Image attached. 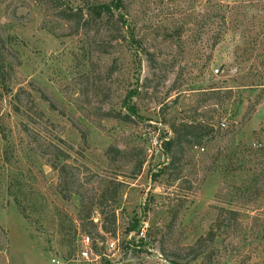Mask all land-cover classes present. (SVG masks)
I'll use <instances>...</instances> for the list:
<instances>
[{"label":"rangeland","instance_id":"rangeland-1","mask_svg":"<svg viewBox=\"0 0 264 264\" xmlns=\"http://www.w3.org/2000/svg\"><path fill=\"white\" fill-rule=\"evenodd\" d=\"M59 1L0 0V264H264V0Z\"/></svg>","mask_w":264,"mask_h":264},{"label":"trees","instance_id":"trees-1","mask_svg":"<svg viewBox=\"0 0 264 264\" xmlns=\"http://www.w3.org/2000/svg\"><path fill=\"white\" fill-rule=\"evenodd\" d=\"M56 4H59V0H55ZM61 5H58V8H60ZM118 10V3L117 2H110V3H103V2H96V3H89L86 0V3L84 6H79L76 8H65L61 10V17L68 21H74L75 23H81L86 24L87 22L92 21L93 19H99V20H106L108 23L111 22V20L117 16V20H119L122 23V27L125 26V18L124 15L121 13H117ZM3 65L0 64V78H3ZM4 81V80H3ZM5 83V82H0ZM172 131L174 133L173 137L165 140L163 142L165 148L167 151H171L173 148L179 147L183 142H191L195 145H200L202 148L203 143L209 139L213 138V134L215 133V126L213 123H211L209 120H193V121H184L178 123L176 125L175 123L172 124ZM218 131H221L219 128ZM262 148V146H259ZM115 150L116 152L120 153V150L117 148L112 149L111 152ZM170 163V162H169ZM143 162L138 161L135 164L133 173L136 175L138 174L142 169ZM169 164H167L166 168ZM61 168V167H60ZM63 169V168H61ZM120 183V182H119ZM116 184V183H115ZM118 195V188L114 187V193L112 195L113 200L117 198ZM115 213V212H113ZM113 217H115V214H113ZM211 239L213 240L215 237L214 232H210L208 234ZM203 238H200V241ZM203 252L200 251V255ZM210 256V255H209ZM172 264H185L178 262L176 260H171ZM187 264V263H186Z\"/></svg>","mask_w":264,"mask_h":264},{"label":"built area","instance_id":"built-area-1","mask_svg":"<svg viewBox=\"0 0 264 264\" xmlns=\"http://www.w3.org/2000/svg\"><path fill=\"white\" fill-rule=\"evenodd\" d=\"M222 126H225L222 123ZM203 149V148H202ZM146 232V228L143 226L140 231L138 232L139 236L144 237ZM79 239L77 240V257L82 259L85 263L95 264L99 261V256H94V249H93V240L92 237L88 234H78ZM80 243V244H79ZM116 240L112 239L107 242V246L109 249H115L116 247ZM53 264H65L63 261L59 259H53Z\"/></svg>","mask_w":264,"mask_h":264},{"label":"water","instance_id":"water-1","mask_svg":"<svg viewBox=\"0 0 264 264\" xmlns=\"http://www.w3.org/2000/svg\"><path fill=\"white\" fill-rule=\"evenodd\" d=\"M170 264H172L171 262H169Z\"/></svg>","mask_w":264,"mask_h":264}]
</instances>
